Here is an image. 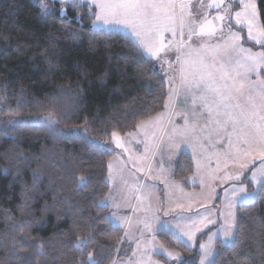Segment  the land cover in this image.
Here are the masks:
<instances>
[{"label": "trees", "instance_id": "16d2710c", "mask_svg": "<svg viewBox=\"0 0 264 264\" xmlns=\"http://www.w3.org/2000/svg\"><path fill=\"white\" fill-rule=\"evenodd\" d=\"M257 1L264 25V0ZM44 2L52 9L46 19L40 15L38 0H0V85L3 86L0 88V115L34 117L50 113L61 128L81 127L95 140H111L113 131L125 134L135 129L140 120L163 111L168 91L157 65L155 72L159 74L153 73L150 64L138 74L135 66L125 65L123 61L118 63L117 53L127 55L129 51L123 40L117 38L118 43L105 48L92 37L89 19L85 17L83 27L78 21L77 13L82 14L83 8L73 9L69 4L61 5L53 0ZM62 7L66 11H61ZM240 30L246 45L264 50L261 45L247 40L244 28ZM142 75L149 78L152 87L140 79ZM145 105L146 115L126 118L133 108L142 110ZM7 130L13 135L20 131V139L0 135V262L17 264L19 257L11 255L10 242L13 236L19 241L25 234L29 239L39 238L44 242L50 237H86L90 230H95L96 239L87 245L83 255L65 249L66 255L56 264H61V260L64 264H77L85 260L88 253L97 257L101 249H111L105 253L102 264H112L126 247L130 249L122 228L103 219L109 207L100 208L95 203L109 192L108 165L115 151L104 150L99 144L90 146L83 140L84 134L81 137L69 134L60 139L49 137L42 128L9 127ZM13 151L27 155L31 163L13 161ZM14 162L19 164L20 172L5 173L3 169ZM36 168L43 173L39 180L33 177L32 170ZM73 169L72 174H66ZM195 170L193 156L182 151L174 178L182 181L187 189H197L198 184L186 181ZM80 176L91 179L83 189L77 182ZM249 178L250 172H245L237 182L246 183L253 190L255 187ZM218 202L219 198L217 209ZM18 206H23L32 223L16 233L6 220L8 215L12 220L24 218ZM241 213L245 217L241 238L244 242L237 241L233 250L224 247L221 239L217 240L215 248L222 249L217 264H231L234 252L255 254L258 246L253 239H264V234L259 233V223L264 221V197L245 207L238 205L237 220ZM214 229L212 226L199 233L193 246L169 232L160 231L157 238L167 249L179 252L187 264H198L199 245ZM59 247L49 248V260ZM19 251L23 256L31 248L21 242ZM156 256L165 264H178L177 260H169L163 254ZM37 259L43 258L33 257V264ZM252 264L257 262L253 260Z\"/></svg>", "mask_w": 264, "mask_h": 264}, {"label": "snow or ice", "instance_id": "6c2138e0", "mask_svg": "<svg viewBox=\"0 0 264 264\" xmlns=\"http://www.w3.org/2000/svg\"><path fill=\"white\" fill-rule=\"evenodd\" d=\"M53 2L61 5L69 4L73 9L83 8L82 14L77 13L78 21L83 27V21L87 17L93 30L92 37L96 42H102L105 48L110 49L112 44L123 40L129 51L127 55L117 53V62L123 61L125 65L135 66L138 74L143 73L144 66L149 64L152 65L153 73L159 74L155 72L156 65L158 64L164 71V65L167 64L170 87L165 108L169 109L170 114V105L181 96L188 108L187 112L179 114L183 124L174 126L172 134L169 135L170 152H174L178 147L175 143L176 139L184 142L195 138L202 152L206 153V145L213 149L211 155L205 154L203 160H196L197 173L215 179V173L220 171L222 161L225 169L229 161L238 165L234 175L227 171L224 173V181H240L246 171L250 172V182L256 185L251 192L247 191L242 183H233L230 189H225L226 207L229 211L224 215V222L218 233L222 236L220 243L224 247L236 249L237 241L244 242L241 238L244 235L245 217L241 213V218L237 220L232 209L237 203L245 207L264 197V76H262L264 51L253 52L252 49L243 47L244 38L239 31L232 30L233 24L246 27L247 40L264 47V25L258 23L257 0H235L239 10L234 13L233 3L225 4V0H209L207 5L204 0H198V6L193 0H53ZM38 6L42 18L46 19L51 15L52 9L44 0H38ZM208 10H214L215 15L209 18ZM61 11L66 9L62 7ZM80 34L82 33H76V35ZM170 54L175 56L174 62L165 59ZM140 79L148 87L153 86L146 75H142ZM2 87L0 85V88ZM4 106L7 107L6 104ZM147 110L146 105L142 106V110L133 108L126 114V118L146 115ZM165 118L166 113H157L155 116L140 120L136 125L137 129L144 133L146 154L149 153L150 147L158 149L159 145L155 140L160 138L156 136L155 130L163 131L159 126L165 122ZM9 127L18 130L42 128L47 130L49 137L60 139L66 138L69 134L81 137L84 133L85 143L90 146L99 144V141L86 134V129L61 128L59 121L50 113L27 120L9 116L8 119L0 121V135H11L13 139L18 140L20 131L13 135L7 130ZM111 135L115 138L117 147L124 148L118 133L113 131ZM217 144L220 145L219 149L216 148ZM213 157L216 162L215 169L211 168ZM52 158L56 159V157ZM11 159L31 163L27 155L18 151H13ZM168 159L170 160L171 156ZM249 165L253 167L249 168ZM108 169L109 178L114 179L110 163ZM10 170L20 172L19 164L14 162L3 169L5 173ZM32 171L34 180H39L43 176L39 168ZM74 171V169L70 170L66 174H72ZM77 182L79 188L83 189L91 183V179L80 176ZM110 202L113 207H120L111 194L95 201L100 208L108 207ZM18 207L24 218L12 220L8 215L6 220V224L10 223L11 230L16 233L31 226L32 223L24 213L23 206ZM150 211L149 205L144 210V215L147 217L142 221L144 229L152 232L155 222L158 224V230L172 233L177 239L186 237L188 242H194V232L185 231L179 223L173 225L170 221H161L154 213L148 216ZM73 219L75 223V214ZM103 219L111 222L114 227H118L122 220L128 223L126 218L118 217L115 212L108 213ZM179 219H183V214ZM214 223L215 221L207 216H199V224L205 228L208 224ZM193 224H196V221H193ZM195 231H200V228L196 227ZM259 233L264 234V221L259 223ZM127 235L126 232L125 236ZM215 235L216 233H213V236ZM213 236L209 237L208 243L199 245L201 256L198 264H217L222 249L213 246ZM95 239V230H90L86 237L76 236L70 239L50 237L44 242H40L39 238L29 239L26 234L21 235L19 241L13 236L10 242L11 255L19 257L17 264H33V257L43 258L37 259L35 264H56L59 258L66 255L65 249L83 255L84 249ZM21 242L31 248V251L23 256L19 251ZM136 243L139 250L140 241L137 240ZM253 243L258 246L255 254L234 252L231 264H252L253 260L257 264H264V239L259 241L253 239ZM56 245L60 247L56 249V255L52 260H49V248ZM160 248L167 251L162 245ZM110 250L101 249L97 257L88 253L87 258L77 261V264H102L105 253ZM167 255L175 257L178 264H187L179 253L167 251ZM136 256L137 252L134 251L132 258H129L125 264H145L143 254L139 259L134 260ZM61 264H64L62 260ZM148 264H159V262L151 261L149 257Z\"/></svg>", "mask_w": 264, "mask_h": 264}, {"label": "rangeland", "instance_id": "374dc122", "mask_svg": "<svg viewBox=\"0 0 264 264\" xmlns=\"http://www.w3.org/2000/svg\"><path fill=\"white\" fill-rule=\"evenodd\" d=\"M193 2L198 6V0H193ZM229 2L233 3V13L234 11L239 10L238 7H236L235 0H225V4ZM204 3L207 5L209 0H204ZM208 12L209 18L215 15L214 10H208ZM258 23L263 25L260 13L258 15ZM241 27L245 29L247 35L246 27L233 24L232 30L239 31L243 37V34L240 30ZM215 42L216 41H213V43ZM242 44L243 47L250 48L253 52L264 51L262 48L255 49L246 45L243 40ZM256 44L260 45L259 43ZM165 59L174 62L175 56L170 54L165 57ZM157 66L165 77L168 91L170 85L168 83L169 73L166 71L167 64L164 65V71L161 70L158 64ZM263 75L264 73H262V76ZM170 109V114L169 109L166 108L160 112L166 113V118L165 122L159 126V128H162L163 131H160L159 129L155 130L156 136L160 138L159 140H155V143L158 144L159 147L158 149H152L150 147L148 154H146L144 151V133L143 131L138 130L137 127L125 134L118 133L120 142L124 145V148L117 147L114 137H112L111 140H97L99 141V145L104 149L107 148L111 151H115V154L110 160L114 179L109 178V176L107 177L110 189L106 196L111 194L114 197L115 203H118L120 207L115 208L110 202L108 205L109 213L115 212L118 217L126 218L128 221L126 224L122 220L119 223V227L122 228L126 245L129 244L130 249H127L126 247L123 253L115 258L112 264H125L129 258H132L134 251L137 252V256L133 259H139L141 254H143L145 264H148L149 257L151 258V261H157L159 264H165L156 256V254L161 253L170 260L176 261L175 257H169L167 255V251H171L173 253L179 252L167 249L157 238V233L160 232V230H158V224L153 222L152 232L144 229L142 221L147 218L144 215V210L148 208L149 205L151 206V211L148 213V216H151L154 213L161 221H170L173 225L179 223L185 231L194 232V242H188L186 237H180V239L189 246L195 245L199 233L212 226H215V229L209 233L202 244L208 243L209 237L213 236V233H216L212 239L214 247L216 241L222 239V236L220 233H218V229L224 222V215L229 211V209L226 207L225 189H230L232 184L237 182L224 181L223 176L226 171L229 174L234 175L238 165H234L231 161H229L228 167L225 169L224 163L222 161L220 164V171L215 173V179L195 171L193 175L186 179V181L199 184L200 189L186 191L183 188V182L174 178V171L179 154L182 151H186L193 156L194 162H196L197 159L203 160L205 154L211 155L213 149L206 145L205 153L201 151L200 146L197 144L195 138L187 139L184 142H182L180 139H176L175 143L178 145V147L174 152H170L168 148L169 135L172 134L174 126H180L183 124V120L179 114L182 112H187L188 108L183 97L181 96L180 99L175 100L170 105ZM9 116L19 120H27L38 117L0 115V121L8 119ZM189 122L191 123V117L189 118ZM72 129L85 128L75 127ZM129 133L132 135H129ZM149 139L150 141L152 140L151 137ZM225 147H227V145H225ZM216 148L219 149L220 145L217 144ZM124 149H127V151ZM194 150L195 154H193ZM169 156H171L170 160L168 159ZM214 159L215 157H213L211 161V168L213 169L216 168V162ZM256 164V166H258V162H256ZM133 165H135V167H133ZM251 166L252 165H249V168ZM201 180H203V183H201ZM237 183L240 184V182ZM242 184L246 187L247 191H252L248 188L246 183ZM253 185L256 187L255 184ZM218 198L220 203L218 202L219 208L217 209L215 205ZM238 205L240 204L237 203L232 209L235 214H237ZM169 209H171V211H169ZM165 213H167V215H165ZM181 214H183L182 220L179 219ZM200 215L207 216L209 219L214 220L215 223L208 224L206 228L203 227L199 224ZM193 221H196V224H193ZM196 227H199L200 231H195ZM126 232L128 233L127 236H125ZM141 233H143V235H141ZM137 240L140 241L141 245L139 250H137ZM161 245L163 246V249L167 251L161 250ZM153 249H155V251H153Z\"/></svg>", "mask_w": 264, "mask_h": 264}, {"label": "crops", "instance_id": "0c3cea01", "mask_svg": "<svg viewBox=\"0 0 264 264\" xmlns=\"http://www.w3.org/2000/svg\"><path fill=\"white\" fill-rule=\"evenodd\" d=\"M215 160V159H214ZM196 171V170H195ZM242 178V177H241ZM237 183V182H236ZM194 184H197V183H194ZM199 185V184H198ZM183 188L186 190V191H193V190H199L200 189V185L197 189H187L183 186ZM173 251V250H172ZM162 254V253H161ZM164 255V254H163ZM165 256V255H164ZM166 257V256H165ZM167 258V257H166ZM169 259V258H168ZM170 260V259H169ZM173 261V260H172ZM175 261V260H174Z\"/></svg>", "mask_w": 264, "mask_h": 264}]
</instances>
